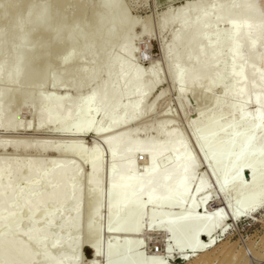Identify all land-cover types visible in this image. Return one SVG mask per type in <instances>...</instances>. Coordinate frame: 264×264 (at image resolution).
<instances>
[{
	"label": "bare ground",
	"instance_id": "1",
	"mask_svg": "<svg viewBox=\"0 0 264 264\" xmlns=\"http://www.w3.org/2000/svg\"><path fill=\"white\" fill-rule=\"evenodd\" d=\"M39 1L40 0H0V19L4 16L8 18V21L6 20V43L4 48L0 51V56L2 54H8L10 58H13L16 64V68L6 77V82L12 85L14 91H16L8 92L0 89V125L9 130L17 129L22 126L15 121V112L9 111V108H11V110L13 109L12 102L16 98L19 84L23 81L22 77L26 76L28 83L34 84L36 79L41 77L49 66L61 64L64 53L65 58H70L68 53L64 51V45L58 39V32L63 24L62 17L68 13H74L76 15L75 17L78 18L76 19V25L78 24L79 26L88 18L87 14L90 10L89 7L85 6L84 0H74L72 3H70L69 0H49V5L46 9L39 6ZM115 1L116 0H103L104 8H102V11L104 17H91L92 24L90 33H92L93 36L91 41L92 47L108 49L109 46H112L116 42L117 37L115 35L105 42H102V39L97 37L98 35L96 36V32L100 31L99 29L104 20L107 21V28L105 27L104 30L105 35L111 32L110 30L115 24L113 19V12L116 7ZM234 1H236L234 2L235 4L232 1L230 2L232 4L228 3V6L226 5L220 8L214 3L205 5L202 0H184L175 8H166L159 15V25L161 28H164L166 24L165 21L161 20V17L168 14H171L168 24L176 22L178 25L177 29L172 33L171 44L173 46L181 45L184 55L182 59H178L179 57L170 54V51H165L164 56L169 60V74L171 80L179 82L177 85L179 96L185 93L184 88H187V93L194 92V94H190V96H195V92L200 88L212 87L215 79L220 76L224 66V61H221L223 55H226L228 64L237 67L236 71L230 74L232 83L241 81L244 77L247 78L245 86L253 90L251 93L252 101L255 102L256 95L264 88V11H259L255 3L256 1L254 0ZM237 2L238 4H236ZM49 12H52L53 15L48 22V26L44 27L46 26L44 24L48 21L47 17ZM188 12H193L194 17L192 20L187 21L186 13ZM21 18L27 23L26 32L18 38H14L12 32L19 25L18 20H21ZM120 19L122 23L117 29L118 32H122L127 23L131 21L134 23V20L129 18L125 10H121ZM212 22H227L229 25L227 33L225 35L217 32L207 34L206 29ZM105 35L103 37H105ZM31 37V49L25 51L20 56L15 55V45L24 43V41ZM82 41H84V39L80 36L78 38V43ZM118 45L121 50L128 51L127 44L118 43ZM258 49L263 52V56L258 58V65L255 68H251L250 60L256 57V51ZM191 50L195 52L192 57L188 55ZM126 62L127 57L118 58L115 56L107 57L102 55L94 69L88 71L84 67H81L79 72H82V74L84 73L85 77L82 82L89 83L97 77L99 69L111 63L114 72H108L106 77L110 79L111 73L114 74L118 86L109 89L106 88L105 83L102 82L97 88L92 90L86 98L76 100L72 105L65 108L61 107L62 99H53L51 96L40 99L35 112L34 128L40 130L44 126L53 125V129L63 130L70 125L78 126L80 122H82L81 125L90 132L91 137L94 139L90 147V154L93 155L94 158H97V160V155L99 153L94 151V149L97 148L95 139L103 135L106 131L109 132V135L106 134L103 138L104 144L109 149L110 159L107 179L109 188L107 218L109 219V224L106 226H108L107 228L109 231L138 233L140 226L137 222L143 215L142 211L144 205L146 207V205L149 204L153 210V215H156L162 207H167L169 210L176 205H181L185 198L188 200L192 198V193L189 194V187L196 169V164L190 160L189 154L185 152L186 150L184 152L180 151L181 143L179 137L169 131L164 140L158 142L131 141L129 139L130 133L125 131L124 133L112 135L113 132L111 131L117 126H122L135 120L134 116L138 107L141 105V101L145 98L147 93L153 89V86L145 87L142 84V74L128 69ZM4 63L5 61L0 59V71ZM183 64H186V66ZM148 72L149 74L154 72L153 65H151ZM65 77L66 75L62 73L60 78ZM58 82H60L59 79H54L51 81V84L57 86L59 85ZM130 82L133 84L132 86ZM76 85H78V87L81 86V84ZM232 86L229 93L231 96H234L237 85ZM160 95V92L157 93L155 99ZM122 97H126L128 100L123 106L120 105V99ZM247 99V96L243 97V100ZM94 116L99 117V121L95 124L92 120ZM241 117L246 120L248 116L245 112H242ZM249 118H251V116ZM253 120L254 123L251 120V124L253 125L250 130L247 129L245 132L243 130L242 132L233 130L222 144L220 150L230 153L229 156L220 158L214 162L212 160L208 161L213 176L216 175L218 169L221 168L220 177L218 180H215L218 181L220 196H218L219 198L217 197L219 200L212 204V211H208L209 213L207 212L205 215H199L200 213L194 214L198 206L202 207V209L206 207L205 205L209 196L205 195L201 198L200 202H198V206L195 208L196 211L194 212L192 211L194 202L191 201L190 208L192 209L188 208L189 206L187 208L193 212L192 214L187 212V215L182 217V219L178 221L174 220L169 224H161L162 221H159L158 224L153 225L155 229L166 228L167 231L169 230L168 232H173L175 228L178 230L179 228L177 227H185V232H189L185 233L189 234L188 236L186 235V239L188 238L187 241L185 242L184 239V242H177L176 240L179 239L177 237L176 240L174 239V241H176L175 246L178 250L181 251L187 248L190 249L191 252L192 249H199L197 254L194 255L198 256L208 251V248L215 246L217 241H219L217 237L227 234L228 230L222 226L225 221L222 206L225 207L224 211L226 208L230 209V218L232 217L235 221L249 216L261 207L264 208V198L259 197L258 193L253 192L248 194L245 202L240 206H236L234 204V195L232 192L241 193L247 186L248 183L245 182L243 178L245 169L249 170V173L253 176L252 167L250 165V168L248 166L245 167V161L264 157L261 155V148L264 147L262 141L257 144L258 146L254 145L251 151H243L242 149L245 136L254 134L256 137L255 140L260 136H264V129L258 127V125H260V120L257 113L254 114ZM163 123L165 124V121ZM215 124V122L210 123L208 127L196 134L199 142L201 141L200 151H205L206 144H202V141L204 142L211 131H213ZM30 125L29 123H25L24 127L27 129ZM154 131L156 135L164 133L163 125L160 124ZM237 133H240V135H237ZM108 141L111 143H105ZM29 145L28 142H23L16 147L28 149L30 147ZM202 145L203 150L201 148ZM0 146L5 147L6 143H2ZM36 146L43 150L49 148V146L44 143L36 144ZM58 146H61V144ZM51 149L54 151L59 150L57 146H52ZM77 150L78 147L70 146L65 151L75 153ZM165 151H169L170 153V157L166 160H171V166L168 170L161 171L155 163V160H157L156 157L160 153ZM138 152H144V154H146L148 167L142 175L135 176L132 173L133 163L131 158ZM113 153H115V155H113ZM97 160L95 159V162H97ZM41 161L29 160L22 165L16 160L10 167L0 161V264H72L73 262L74 258L68 259L62 256L53 258L44 251V241L48 237V232L47 230L42 231L40 227L49 228L52 226L55 218V211L64 202L72 203L73 211H77L78 207L76 204L79 199V191L77 186L74 185L70 179L71 175H77V170L70 164H60L55 161L44 166L41 164ZM16 177H23L24 188L31 187L32 185L39 186L32 193L27 194L25 193V189L23 192L16 188L17 185L14 182V178ZM99 181L100 171L96 165H92L87 179L89 195L94 196L96 194ZM194 185L195 191L193 189V193L195 194L207 188L203 180H199ZM16 194L23 195L25 204L22 212L18 215L14 214V212L8 208V203ZM142 199H145V203ZM88 200L91 201L90 199ZM47 203L52 204V209L47 211L45 216H37L36 213L40 207ZM96 206L98 208V205ZM97 208L94 206L91 209L89 222H86L88 223V226L85 225L88 227L87 238L82 240L79 239L76 234H72L70 235L72 245L64 246L65 251L70 249L71 251L73 250V252H78L82 246L86 247V249L88 248L90 253H93L89 256L93 264H95L96 259L100 256V252H102L99 249V235L101 234V229ZM165 212L167 213L168 211ZM33 218L36 219L37 223L35 228L22 232L18 230L17 227L21 223L31 221ZM133 222L137 224H133ZM233 222L234 221H232V223ZM61 226H69L65 218L61 219ZM221 226L222 228H220ZM151 227L152 224L150 228ZM216 231L218 236L215 233ZM185 234H181L182 238ZM120 235H122V233ZM202 237L205 238L202 239ZM122 238L124 239V237ZM182 238L180 237V240H182ZM128 240L129 239L123 241ZM116 241L115 239L114 244ZM139 241L134 240V242L137 243H139ZM128 242H130L131 245L133 240H129ZM128 242H126L127 244L123 243L124 246L128 245ZM200 246L207 247L201 249ZM50 247L53 250H57L60 248V244L58 242H53ZM140 247L141 245L139 248ZM108 253H110V250ZM132 253H134L133 250ZM138 253L139 252H137V254ZM101 256H103V253ZM135 257L136 260L140 259L139 255ZM164 257L166 258L165 255ZM189 257H193V255L184 254L181 258L186 261ZM144 259H146V257ZM252 259L255 258L248 259L247 264L253 263ZM161 260L165 261L163 257L157 259V261ZM203 261L204 260H202V262ZM121 262L122 264H129L130 261H126V259L123 258ZM142 264L152 263L143 262ZM166 264L168 263L166 262Z\"/></svg>",
	"mask_w": 264,
	"mask_h": 264
},
{
	"label": "rangeland",
	"instance_id": "2",
	"mask_svg": "<svg viewBox=\"0 0 264 264\" xmlns=\"http://www.w3.org/2000/svg\"><path fill=\"white\" fill-rule=\"evenodd\" d=\"M73 1L74 0H69L70 3ZM102 1L103 0H84L85 6L89 7L90 10L87 14L88 18L79 26L78 24L76 25V19L78 18L75 17L76 15L74 13L71 12L62 17L63 24L58 32V39L64 45V51L68 53L69 57L72 59L69 58L65 61L64 53L61 64L49 66L45 73L36 79L34 84H29L26 76L22 77L23 81L19 84L16 98L12 102L13 109L11 110V108H9V111L15 112V121L22 126L17 129L9 130L0 125V144L6 143L5 147L0 146V161L4 162L8 167L13 165L12 163L16 160L22 165L29 160H42L41 164L44 166L50 162L56 161L60 164H70L75 170H77L76 176H70L72 183L77 186L79 191V199L76 204L78 207L77 211H73L72 203L64 202L56 209L52 226L49 228L40 227L42 231L47 230L48 232V237L44 241L43 249L49 256L53 258L62 256L71 259L75 258L77 255H83L88 264H93L89 259L90 250L88 248L86 249V247L82 246L78 252H73V250L71 251L70 249L65 251L64 246L72 245V239L70 236L72 234H76L79 239L82 240L87 238L88 223L86 222H89L91 209L94 206L97 208L96 205H98L99 209L97 208V215L99 217V225L101 229V236L99 235V249L102 251L100 252V256L102 253L103 256H99L96 259L95 264H122L121 260L123 258H125L126 261H130L129 264H142L143 262L152 263L153 261H157L160 257H163L168 264H186V261L181 257L184 254L191 255L192 252L187 248L180 251L175 246L176 241L184 242V239L185 242L187 241L188 238L186 239V235L188 236L189 234L185 233L189 232L187 230V232H185V227H177L179 228L178 230L175 228L176 231L168 232L169 230L167 231L166 228L155 229L153 225L158 224L159 221H162L161 224H169L174 220L178 221L187 215V212L192 214L197 210L194 214L200 213L199 215H205L208 211H212V204L218 201V196H220L218 181L215 180L219 179L221 168H219L217 174L213 176L208 161L212 160L214 162L230 155V153L221 151L220 147L229 137L231 131L236 130L242 132L243 130L245 132L247 129H251L253 125L251 123L254 121V109L258 106L255 105L254 101H252L253 103L251 106L246 105L245 113L248 117L246 120L243 119L241 121L242 112H240L238 108L233 107V105L239 103V101L235 100L234 96H231L229 93V90L233 87L232 85H237V82L232 83L230 77V74L236 71L237 67L231 66L227 63L226 55H223L221 58V61H224V66L220 76L215 79L212 87L200 88L195 92L196 97L194 95L190 96V94H194V92L187 93V88H184L185 93L182 96L178 95L177 85L179 82L171 80L169 74V60L164 56L165 51H170V54L179 57L178 59H182V56L184 55L183 47L181 45L173 46L171 44L172 33L177 29L178 25L176 22L168 24L171 15L168 14L161 17V20L166 23L165 27L161 28L159 25V15L166 8H175L184 0H116V7L113 12L115 24L111 28V32H108L107 35H105L104 30L105 27L107 28V21L104 19V21H102V26L99 29L100 31L98 30L99 32H96V36L98 35L97 37L102 39V42L108 41V39L114 35L117 37L116 42L112 46H109L108 49L95 48L91 45L93 38L92 33H90V27L92 24L91 17H104L102 11L104 6ZM232 1L233 3L236 2L234 0H202L205 5L214 3L220 8L226 5L228 6V3ZM254 1H256L255 3L258 6L259 11L263 12L264 0ZM238 2H241V0ZM238 2L236 4H238ZM39 3L41 8L46 9L49 5V0H40ZM121 10H125L128 13L129 18L134 20V23H132L133 21L127 23L124 30L118 32L117 29L122 23L120 19ZM52 15V12H49L47 17L48 21L44 24L46 25L44 27L48 26V22L51 20ZM186 17L187 21L192 20L194 13L188 12L186 13ZM6 20L8 21L6 16L1 17L0 19V51L4 48L6 43ZM18 22L19 25L12 32L14 38L23 35L27 29V23L22 18L21 20L19 19ZM228 28L229 25L227 22H212L207 27L206 32L207 34L217 32L225 35ZM104 35L105 37H103ZM80 36L83 37L84 41L78 43V38ZM31 39L32 37L24 41V43L15 45L14 54L20 56L25 51H29L32 47ZM118 43L127 44L128 51L121 50ZM194 54L195 52L193 50L188 53L190 57ZM102 55L107 57L115 56L118 58L127 57L126 63L128 69L142 74V84L145 87L153 86V89L147 93L145 98L141 101V105L138 107L134 116L135 120L130 121L125 125L117 126L111 131L113 132L112 135L124 133L125 131L130 133L129 139L131 141L139 140L141 142H158L163 141L169 131L179 137L181 143L180 151L184 152L186 150L185 152L189 154L190 160L196 164V169L191 180L192 185L190 184L189 187V194L192 193L191 196L193 199L190 198V200H188L185 198L181 205H176L169 210L167 207H162V210L159 209V213L156 215H153L151 206L146 203V207L145 205L143 207L142 219L140 218L139 221L137 220L138 222L136 221L140 226L138 233L109 231L107 228L108 226H106L109 224V219L107 218L109 201L107 179L110 159L109 149L104 144L103 138L106 134L109 135V132L106 131L103 135L98 136L95 139L97 148H99L97 160V158H94V156L90 154V147L91 144H93L94 139L91 137L90 132L81 125L82 122H80L78 126L70 125L63 130L53 129V125L44 126L40 130L34 128L35 112L40 99H45L48 96H51L53 99H62L61 107L65 108L72 105L76 100L86 98V96L102 82H104L105 87L109 89L118 86L114 74L111 73L110 79L106 77L108 72H114L111 63L99 69L98 75L94 80H91L89 83L82 82L85 77L84 73L82 74V72H79L80 68L84 67L88 71L94 69ZM262 56L263 52L258 49L256 51V57L250 60L251 68H255L258 65V58ZM0 59L5 61L3 68L0 71V89L13 92L14 89L12 85L6 82V77L11 74L14 68H16V64L14 63L13 58H10L8 54H2ZM151 65H153L154 72L149 74L148 70ZM183 65L186 66V64ZM62 73L66 75L65 78H60ZM54 79L60 80V82H58L59 85L54 86L51 84V81ZM76 84H81V86L79 85L80 87H78ZM130 85L132 86L133 84L130 82ZM250 91L252 93L253 90ZM159 92L161 95L155 99L156 94ZM127 102L128 100L126 97L120 99V105L122 106ZM249 112L253 115V117L251 115L252 119L249 118ZM92 120L95 124L99 121V117L94 116ZM164 121L165 124L163 123ZM212 122L216 123L215 127L207 136L206 140L204 142L202 141V144H206L205 151H200L201 141L199 142L196 134L208 127ZM25 123L31 124L30 127L26 129L24 127ZM160 124L163 125L164 133L156 135L154 130L156 127H159ZM260 138L261 136L254 141V145L258 146L257 144L261 142ZM23 142H28L30 147L28 149L16 147ZM40 143L48 145L49 148L45 150L40 149L36 146V144ZM60 144L61 146H58ZM52 146H57L59 150H52ZM70 146L78 147L77 152H66L65 150ZM165 152H162L164 154L160 153L156 157L157 160H155V163L161 171H166L171 166V160H166L170 157V153L169 151H167L168 153ZM95 159L97 162H95ZM146 159L147 156L144 152H138L131 158L133 163V175L140 176L144 173L145 169L148 167V160ZM245 164L248 167L250 165L252 169H255V177L249 173V170H244L243 178L244 181L248 183L247 186L241 193L232 191L234 195V204L236 206H240L245 202L248 194L253 192L258 193L259 197L264 198V157L246 160ZM92 165H96L100 171V181L97 192L94 196L89 195V187L87 184L89 170ZM246 173H248V176H246ZM22 179L23 177H16L14 178V182L17 185V189H20L23 192L25 189V193L27 194L32 193L39 186L32 185L31 187L24 188V179ZM199 180H203L207 185V188L204 191H201V194L199 192L195 194L193 193V189L195 191V187L193 186H195L194 184ZM205 195H208L209 198L205 205L206 207H203L202 209V207L198 206V202H200L201 198ZM144 200L142 199L145 203ZM191 201L194 202L193 209L190 208ZM24 206L25 204L22 194H16V196H14V198L8 203V208H10V210L16 215L22 212ZM52 207L53 206L50 203L44 204L37 211L36 215L45 216L46 212L50 211ZM187 207L192 209L193 212L190 209L188 210ZM224 209L225 207L222 206V212L225 217L222 226L223 228L228 229L227 234L217 237L219 238V241H217L215 246L208 248V251L199 254L198 256L191 257L190 264H247V260L253 257L255 259H252L253 263L251 264H264V208L261 207L249 216L237 221L233 220L232 217L230 218V209L226 208L227 212L226 210L224 211ZM165 211H168V214ZM62 218H65L69 223V226H61ZM232 221L234 222L232 223ZM134 223L135 222H133V224ZM151 224L152 229L150 228ZM36 226V219L33 218L31 221L21 223L17 228L22 232L24 230H31ZM222 226L220 228H222ZM121 233L122 235H120ZM215 233L218 236L217 231ZM181 234H185V236L182 238ZM121 236L124 237V239ZM114 237L117 240V243L115 242V244ZM176 237L179 240H176ZM180 237L182 240H180ZM204 238L205 237H202V239ZM127 239L130 241L133 240V242L134 240L140 241L139 243L134 242L135 245L132 242L130 245V242H128L129 240L123 241ZM174 239L176 241H174ZM53 242H58L60 248L57 250L51 249L50 246ZM126 242H128V245L124 246ZM139 244L141 245L140 248ZM109 250L110 253H108ZM132 250L134 253H132ZM137 252L139 253L137 254ZM135 254L139 255V258L142 260H136L135 256L137 255ZM145 257L146 259H144ZM202 260L204 261L202 262Z\"/></svg>",
	"mask_w": 264,
	"mask_h": 264
},
{
	"label": "snow or ice",
	"instance_id": "3",
	"mask_svg": "<svg viewBox=\"0 0 264 264\" xmlns=\"http://www.w3.org/2000/svg\"><path fill=\"white\" fill-rule=\"evenodd\" d=\"M65 61H67V58H65ZM247 78L244 77L243 80L238 81L237 82V87L235 89L234 92V99L238 100L239 103H236L233 105V107H236L239 109L240 112H245L246 108L245 106H251L252 105V96H251V91L245 86V82H246ZM247 96L248 99L247 100H243V97ZM255 105H257L258 107H256L254 109L255 113L258 114V118L260 120V125H258V127L264 129V88H262L261 92L256 95L255 98ZM249 116L252 115L251 112L248 113ZM241 119L243 120V117H241ZM237 135H240V133H237ZM256 137L255 135H251V136H245L244 137V141L242 144V149L243 151H251L253 146H254V141H255ZM261 141L262 143H264V136H261ZM107 144H110L111 142H105ZM202 150H203V145L201 146ZM94 151L98 152L99 148L94 149ZM113 155H115V153H113ZM261 155L264 156V147L261 148ZM194 159V158H193ZM245 167H247V165H244ZM253 176L255 177V169H253ZM207 246H200V248H204ZM199 249H192V255L194 256L195 254H197ZM190 260L191 257H189L186 260V264H190ZM72 264H88L87 260L83 257V255H77L74 259ZM152 264H166L165 261H153Z\"/></svg>",
	"mask_w": 264,
	"mask_h": 264
},
{
	"label": "water",
	"instance_id": "4",
	"mask_svg": "<svg viewBox=\"0 0 264 264\" xmlns=\"http://www.w3.org/2000/svg\"><path fill=\"white\" fill-rule=\"evenodd\" d=\"M246 176H248V173H246ZM93 253H90V255H92Z\"/></svg>",
	"mask_w": 264,
	"mask_h": 264
}]
</instances>
